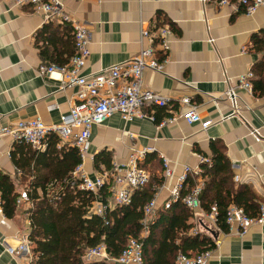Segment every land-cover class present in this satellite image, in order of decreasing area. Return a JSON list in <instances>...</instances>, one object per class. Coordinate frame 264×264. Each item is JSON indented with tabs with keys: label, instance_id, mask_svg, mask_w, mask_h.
<instances>
[{
	"label": "crops",
	"instance_id": "0c3cea01",
	"mask_svg": "<svg viewBox=\"0 0 264 264\" xmlns=\"http://www.w3.org/2000/svg\"><path fill=\"white\" fill-rule=\"evenodd\" d=\"M64 3L66 10L91 31V54L83 74L98 72L139 54L149 43L142 37L143 29L156 32L169 27L171 30L170 49L166 52L160 46L157 48V58L165 62L163 70L146 69L143 81L146 88L171 99L164 106L169 111L162 120L173 117L177 120L159 126L162 120L134 118L127 122L116 113L94 126L90 151L84 160L90 177L110 172L116 164L126 165L134 150L153 148L140 162L147 155H154L155 163H148L145 169L150 178L156 173L165 180L164 159L168 158L175 170L171 182L174 184L185 166L201 168L202 157L211 158V144L218 140L226 147L234 181L249 185L264 206V75L257 69L264 61V5L248 15L240 0L227 3L64 0ZM211 37L214 42L209 41ZM75 51L71 23L47 19L30 4L0 0V126L35 118L47 124L59 122L76 103L78 87L63 89L59 72L42 75L39 68L67 65ZM250 71L254 73L252 91L240 83V77ZM230 88H234L236 105L226 94ZM183 99L197 106L203 120H212L207 129L179 117L185 107ZM155 107L161 106L143 109L155 116ZM255 129L260 133L254 134ZM21 143L10 135L0 136V172L10 175L18 190L29 184L22 183V170L12 158L15 150L18 155L27 156L29 147L22 150V146L18 147ZM28 146L32 150L40 149ZM47 146L40 150H46ZM56 146L61 158L64 148L72 147L60 140ZM102 150L112 155L109 170L95 167V156ZM168 197L169 189H161L157 196L159 208ZM108 200L112 207V196ZM27 209L25 202L18 206L13 217L0 211V264H29L32 260V244L20 254L9 251L17 250L21 236L30 231ZM201 209L195 211L192 222L200 220L204 211ZM2 218H6V223H1ZM209 225L212 227L203 231L219 243L207 264H264V222L253 224L244 235Z\"/></svg>",
	"mask_w": 264,
	"mask_h": 264
},
{
	"label": "trees",
	"instance_id": "16d2710c",
	"mask_svg": "<svg viewBox=\"0 0 264 264\" xmlns=\"http://www.w3.org/2000/svg\"><path fill=\"white\" fill-rule=\"evenodd\" d=\"M257 69L263 76L264 61ZM262 82L264 85V80ZM155 109L157 121L168 115L166 107ZM59 140L58 135L51 133L46 140V150H32L28 146L30 144L23 142L18 147H29L26 157L23 153L18 155L16 150L12 152L14 162L22 170V183L29 182L27 188L18 190L16 181L0 172L1 206L7 217L15 215L21 192L28 190L30 205L26 212L30 219L29 238L33 254L29 264H111L100 259L88 262L83 256L90 247L104 243L108 253L117 258L131 238L141 241L144 264H177L180 253L192 257L215 248L214 236L203 232L191 233L198 222L191 221L196 215L195 210L184 201L200 177L204 180L199 196L201 207L208 212L213 205L218 206L217 225L221 231L229 230L227 210L231 204L242 207L253 217L260 212L261 202L257 195L249 185L234 181L226 147L216 140L211 144L210 161L201 164V173L188 174L180 198L169 208L163 206L158 209L154 223L149 225L145 234L144 208L155 197L164 177L155 173L147 185L134 190L129 204L111 207L109 185L102 186L98 196L79 187V180L73 176L75 168L82 163L79 150L76 146L64 148L61 158L56 146ZM29 154L31 156L28 157ZM33 158L34 165L31 164ZM155 159L154 155H147L139 165L145 169L148 163H155ZM112 161L111 153L102 150L96 154L94 164L99 170L102 167L109 170ZM98 197L106 206L104 215L90 212Z\"/></svg>",
	"mask_w": 264,
	"mask_h": 264
},
{
	"label": "built area",
	"instance_id": "2783aa9c",
	"mask_svg": "<svg viewBox=\"0 0 264 264\" xmlns=\"http://www.w3.org/2000/svg\"><path fill=\"white\" fill-rule=\"evenodd\" d=\"M13 4L22 5L30 4L38 13L45 15L47 19H58L61 23H71L74 31L76 44L75 54L70 59L69 64L60 66L56 64L41 65L39 71L42 75L59 72L61 74L62 85L64 88L78 87L77 101L70 108V111L61 116V120L57 123L47 124L41 118L30 120H22L12 125L0 126V136L10 135L17 142H25L36 148H45L47 137L54 133L59 136L63 143L76 146L82 158L80 163L73 171L74 178L79 180L81 189L94 192L97 196L99 190L104 185L110 186L113 206L118 204H129L135 189L144 187L150 181L149 172L140 167V160L152 151L153 148H144L143 150H134L126 165L116 164L112 171L106 172L91 178L84 167V160L88 156L91 147L92 130L96 125L104 123L113 114H120L125 121H132L134 118H149L156 120L154 114L145 111V106H168L171 99L168 96L148 89L144 86L143 74L146 69L162 71L165 62L157 58V48L160 46L164 51L170 49L169 36L171 30L169 27H163L156 32L148 29L142 30V37L148 40V45L141 49L139 54L129 60L115 63L107 66L102 70L83 74L87 60L91 54L90 44L92 42L91 31L87 25L77 20L70 14L66 8L64 0H8ZM206 3L207 0H201ZM245 7V13L254 14L261 6L264 0H240ZM228 0H221V3H227ZM156 41H159L156 43ZM210 42L215 40L211 37ZM254 77L252 71L240 77V83L243 87L253 90L251 79ZM228 98L236 105L234 88L228 89L226 92ZM185 107L182 109L180 118H183L190 124L199 123L203 129H207L212 120H203L197 106L189 99H183ZM176 117L166 118L162 120L159 126L174 122ZM254 134L260 133L255 129ZM203 162H209L208 158L202 157ZM1 166V164H0ZM165 180L158 188L155 197L146 204L144 211V233H148V227L154 223L159 209L157 196L161 189H169V197L164 203L165 208H169L172 203L180 198L183 184L188 174L199 175L201 168L194 170L189 166H185L184 172L178 177L176 182L172 184V178L175 170L170 164L168 158L164 159ZM168 179L170 181H168ZM239 180V177H236ZM168 181V182H167ZM204 185V180L200 177L198 183L192 192L184 198V201L195 211L201 209L200 193ZM29 203L28 190L21 192L17 200L18 205ZM106 206L98 199L93 203L90 212L97 215H104ZM202 210V209H201ZM0 211L3 212L1 206L0 195ZM203 215L198 221L197 227L191 230L192 234L203 232V229L212 227V224L218 230L217 218L219 208L213 205L211 210L202 211ZM264 222V206L261 205L260 212L253 217L248 215L245 210L236 205L231 204L227 210V223L229 230L244 235L248 232L253 224H262ZM1 223H6V218H2ZM21 243L17 250L9 249L13 254H20L22 251L29 250L32 241L29 238V232L21 236ZM215 243L219 241L215 238ZM213 249H207L192 257L180 253L177 257V264H207L211 258ZM85 261L105 260L108 262L118 261L122 264H144L143 246L141 241L131 238L127 247L122 254L114 258L108 251L104 243L90 247L83 256ZM33 259V257H32ZM32 261V260H31Z\"/></svg>",
	"mask_w": 264,
	"mask_h": 264
},
{
	"label": "rangeland",
	"instance_id": "374dc122",
	"mask_svg": "<svg viewBox=\"0 0 264 264\" xmlns=\"http://www.w3.org/2000/svg\"><path fill=\"white\" fill-rule=\"evenodd\" d=\"M199 219V218H198ZM199 221V220H198ZM203 233H206L203 231ZM208 234V233H207ZM29 249H30V246H29ZM24 251H22L21 253H23ZM31 252H32V247H31ZM32 257H33V254H32Z\"/></svg>",
	"mask_w": 264,
	"mask_h": 264
}]
</instances>
